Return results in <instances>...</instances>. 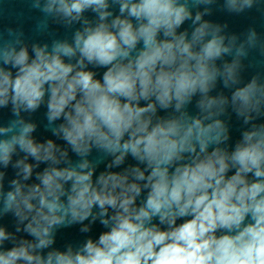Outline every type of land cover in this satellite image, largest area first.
<instances>
[{"label":"clouds","instance_id":"9594fccd","mask_svg":"<svg viewBox=\"0 0 264 264\" xmlns=\"http://www.w3.org/2000/svg\"><path fill=\"white\" fill-rule=\"evenodd\" d=\"M30 5L73 32L0 36V264H264V71L243 75L264 33L204 19L264 0Z\"/></svg>","mask_w":264,"mask_h":264}]
</instances>
